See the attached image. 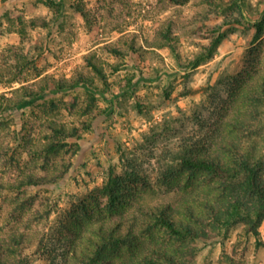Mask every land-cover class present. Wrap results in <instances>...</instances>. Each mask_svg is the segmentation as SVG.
<instances>
[{
    "label": "rangeland",
    "instance_id": "obj_1",
    "mask_svg": "<svg viewBox=\"0 0 264 264\" xmlns=\"http://www.w3.org/2000/svg\"><path fill=\"white\" fill-rule=\"evenodd\" d=\"M56 2L63 7L54 15L40 0H0V72L9 58L6 48L14 45L21 46L32 62L27 68L34 69V75L48 76L50 83L92 78L86 87L49 92L43 100L0 115L3 143L32 112L47 117L48 111L50 118L80 124L81 130L79 140L69 141L76 142L79 151L58 183L29 188L20 195L0 190V239L7 240L16 231L31 240L22 251L23 264H77L72 246L84 243L90 219L111 217L104 211L108 197L103 192L110 179L121 182L146 208L177 206L184 200L195 205L196 199L219 206L223 198L238 195L242 181L189 169L183 161L203 141L214 155L228 159L214 141L220 143L233 130L225 122L229 106L244 95L239 91L231 97L236 80L264 71V36L253 43L255 28L247 23L260 18L264 0ZM72 4L89 12V24ZM226 18L241 24L223 26ZM31 19L46 23L33 27ZM165 32L173 38L168 43ZM216 38L220 42L212 56L191 67L189 62L200 53L208 54L206 47ZM257 58L260 63L253 65ZM92 64L102 68L104 79ZM6 78L0 79V96L10 98L19 85L6 87ZM232 135L264 161V128L255 135L238 131ZM130 174L146 184L132 182ZM15 176L11 169L0 175V181ZM243 198L255 202L254 197ZM126 211L128 216L137 210ZM193 226L205 231L208 239L182 241L153 232L142 241L141 253L160 244L182 264H264V219L257 228L258 238L246 231L244 222L227 231L208 219ZM183 242L198 252L193 257L181 254L178 246ZM136 257L138 253L124 251L115 259L139 264Z\"/></svg>",
    "mask_w": 264,
    "mask_h": 264
},
{
    "label": "trees",
    "instance_id": "obj_2",
    "mask_svg": "<svg viewBox=\"0 0 264 264\" xmlns=\"http://www.w3.org/2000/svg\"><path fill=\"white\" fill-rule=\"evenodd\" d=\"M40 2L51 9L54 15L63 7V4L56 0H40ZM72 5L89 24V12L80 4ZM30 21L33 27L39 22L42 25L46 23L44 20ZM247 23L255 28L252 40L255 43L264 36L262 31L264 12L257 20ZM234 24L241 23L236 18H226L222 22L223 26ZM164 39L165 43H168L173 38L165 32ZM219 42L220 38L212 40L206 47L208 54L203 52L196 55L189 62L191 67H197L205 58L212 56V49ZM164 45L162 43L158 47ZM6 50L9 58L2 64L0 79L7 76L5 86L8 88H12L15 84L19 86L12 89V97L0 96V115L33 101L43 100L46 93L86 87L92 82V78L80 77L50 83L48 76L34 75V69L27 68L32 62L21 46H8ZM9 59L13 62H7ZM259 63L258 58L252 61L253 65ZM91 67L104 79L101 67L96 64H92ZM256 74L253 78L250 76L236 80L231 97L239 91L244 95L242 101L234 99L231 102L230 112L225 120L226 125L233 129L232 132H242L246 136L255 135L264 128V71H257ZM47 112L45 111L47 117L32 112L26 119H22L20 130L14 129L9 133L8 142H0V175H5L6 171L11 169L16 173L12 181H0V190L5 193L20 195L29 188L54 185L71 169L79 145L69 141L79 140L80 124L77 126L50 118ZM232 132L220 143L214 141L228 159L214 155L213 151L207 148L208 142L203 141L193 146L194 151L191 156L184 159L183 164L189 169H201L223 180L242 181L238 195L225 198L226 200L223 198L219 206L207 199H196L195 205L184 200L178 202L177 206L167 203L146 208L134 199L132 191L127 190L121 182L110 179L103 192L108 197L104 211L111 217L92 219L90 212L87 211V217L93 222L84 234V243L80 242L72 246V257L77 261L76 263L135 264L133 260L116 261L115 259L121 258L124 251H129L131 254L138 253L136 258L139 264H182L166 246L160 244H151L141 253L142 241L151 237L153 232L160 231L182 241L207 240L206 232L193 226V224H201L205 219L225 231L238 222H244L246 231L258 238L257 228L264 219V161L253 157L242 143L233 138ZM130 177L134 183L139 180L146 184L145 179L136 174H130ZM244 196L254 197L255 202L246 201ZM82 207L87 210V205L83 204ZM127 207L136 208V213L127 216ZM67 229L71 232L68 227ZM30 241L27 235L16 234V231L7 240L0 239V264H23L22 251ZM178 251L186 257H193L198 252V248L183 242L178 246Z\"/></svg>",
    "mask_w": 264,
    "mask_h": 264
},
{
    "label": "crops",
    "instance_id": "obj_3",
    "mask_svg": "<svg viewBox=\"0 0 264 264\" xmlns=\"http://www.w3.org/2000/svg\"><path fill=\"white\" fill-rule=\"evenodd\" d=\"M11 1H15V0H8V1H6V2H11Z\"/></svg>",
    "mask_w": 264,
    "mask_h": 264
}]
</instances>
